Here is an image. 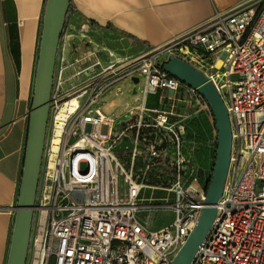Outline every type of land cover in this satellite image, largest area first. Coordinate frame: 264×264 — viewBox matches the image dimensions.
Listing matches in <instances>:
<instances>
[{"label": "built area", "instance_id": "2783aa9c", "mask_svg": "<svg viewBox=\"0 0 264 264\" xmlns=\"http://www.w3.org/2000/svg\"><path fill=\"white\" fill-rule=\"evenodd\" d=\"M62 39L25 264H128L125 166L118 156L124 150H113L124 138L123 119L99 108L91 114L101 94L122 80L121 63L95 61L85 69L94 72L90 81L62 95Z\"/></svg>", "mask_w": 264, "mask_h": 264}, {"label": "crops", "instance_id": "0c3cea01", "mask_svg": "<svg viewBox=\"0 0 264 264\" xmlns=\"http://www.w3.org/2000/svg\"><path fill=\"white\" fill-rule=\"evenodd\" d=\"M45 1L0 0V264H6L21 181ZM70 1L63 64L85 72L67 73L73 86L97 60L121 63L120 9L119 0Z\"/></svg>", "mask_w": 264, "mask_h": 264}, {"label": "water", "instance_id": "95a60500", "mask_svg": "<svg viewBox=\"0 0 264 264\" xmlns=\"http://www.w3.org/2000/svg\"><path fill=\"white\" fill-rule=\"evenodd\" d=\"M40 31L36 71L29 109L21 181L18 187L6 264H25L32 229L33 208L44 142L49 119L50 95L53 85L58 46L62 37L69 0H46ZM114 151L124 150V138Z\"/></svg>", "mask_w": 264, "mask_h": 264}, {"label": "rangeland", "instance_id": "374dc122", "mask_svg": "<svg viewBox=\"0 0 264 264\" xmlns=\"http://www.w3.org/2000/svg\"><path fill=\"white\" fill-rule=\"evenodd\" d=\"M64 41H62L60 48L61 53L64 51ZM75 67V68H74ZM76 65L74 64H64L63 68V76H62V81H63V86L61 89V94L66 95L69 92H75L78 89H80L83 85L87 84L90 79L93 77L94 72L88 73V75H85V77L79 78V81L76 80L78 83H73V86H69L70 82L67 81V73L69 75H75V76H81L82 74H78V70L76 71ZM85 73V72H84ZM71 87V88H70ZM99 108L102 113L107 116L112 118L113 120H118V119H123V103H122V80L116 81L113 83L111 87L106 89L101 96L98 99V102L95 103L92 107V112L91 114L95 115L96 112L94 109ZM100 132L101 134H106L108 131V126L102 125L100 126ZM118 126L117 123L114 124V129L115 131L117 130ZM119 157L124 161V153H119ZM18 195V194H17Z\"/></svg>", "mask_w": 264, "mask_h": 264}, {"label": "trees", "instance_id": "16d2710c", "mask_svg": "<svg viewBox=\"0 0 264 264\" xmlns=\"http://www.w3.org/2000/svg\"><path fill=\"white\" fill-rule=\"evenodd\" d=\"M69 2H70V3H69V6H68L67 14H68L69 9L72 7V2H71L70 0H69ZM44 3H45V2H44ZM45 5H46V3H45ZM43 13H44V12H43ZM67 14H66V15H67ZM65 18H66V17H65Z\"/></svg>", "mask_w": 264, "mask_h": 264}, {"label": "bare ground", "instance_id": "6f19581e", "mask_svg": "<svg viewBox=\"0 0 264 264\" xmlns=\"http://www.w3.org/2000/svg\"><path fill=\"white\" fill-rule=\"evenodd\" d=\"M73 103H76V98L73 97ZM66 106H63V110L65 109ZM62 110V111H63Z\"/></svg>", "mask_w": 264, "mask_h": 264}, {"label": "flooded vegetation", "instance_id": "af4514ba", "mask_svg": "<svg viewBox=\"0 0 264 264\" xmlns=\"http://www.w3.org/2000/svg\"><path fill=\"white\" fill-rule=\"evenodd\" d=\"M43 164V163H42ZM41 170H42V166H41Z\"/></svg>", "mask_w": 264, "mask_h": 264}]
</instances>
